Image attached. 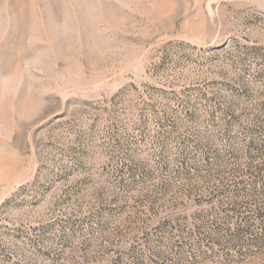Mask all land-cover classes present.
I'll return each mask as SVG.
<instances>
[{
    "label": "rangeland",
    "instance_id": "rangeland-1",
    "mask_svg": "<svg viewBox=\"0 0 264 264\" xmlns=\"http://www.w3.org/2000/svg\"><path fill=\"white\" fill-rule=\"evenodd\" d=\"M263 101L264 0H0V264H264V223L197 246L179 163L242 157Z\"/></svg>",
    "mask_w": 264,
    "mask_h": 264
},
{
    "label": "trees",
    "instance_id": "trees-1",
    "mask_svg": "<svg viewBox=\"0 0 264 264\" xmlns=\"http://www.w3.org/2000/svg\"><path fill=\"white\" fill-rule=\"evenodd\" d=\"M260 109L264 111V101L260 104ZM220 111L221 112H219L217 116L223 119V132H225L228 131L234 119L236 120L237 117L229 110L222 109ZM213 118L215 119L216 117ZM254 123L255 124L252 126L245 125L241 130L242 133L251 136L245 139L242 157L238 149V143L236 141L234 142L231 137L228 138L225 151H227L226 157L234 161L232 165H228V159L224 160L222 153L206 148L204 145L196 148V152L200 155V161L202 160L201 163L197 162L195 159L191 161L187 158L185 153H183L179 160L180 165L183 166L180 172L181 180L188 183L190 179L197 182L202 178L204 182L202 181L201 187L197 188L200 194L207 192L210 200L207 202H212V204L219 202L221 204L216 206V209L218 211L220 210V214L222 213L221 216L218 217L216 211H210L209 214L207 213V221L210 223L209 230L212 235L205 233L204 230H200L202 225H206V222L201 221V215L196 217L198 220L192 219L193 227L190 229L189 235L197 239V241H195L198 243L197 246H200L205 239H209L208 242L212 241L214 243L228 236V238L235 240L239 238L240 233L249 229L250 223L254 221L260 225L264 223V208L260 207L256 208L257 210H255L251 216H240L243 213L238 212L237 216H235V218L237 217L235 223L237 227L231 230L229 226L233 220L228 212L230 210L232 212L236 210L234 208H228L229 203L225 202V200L229 198L231 204L238 208L242 204L241 199H249L253 205L255 194L264 195V120H257ZM199 166H202L203 170L198 169ZM205 173L207 174L204 175ZM241 174L253 178V181L246 184H243L242 179L231 182L232 178H229V176H235L236 178ZM214 177H217V179L219 177L218 182L207 187L209 179H213ZM240 183L242 186H239ZM258 185L260 186V190L257 188ZM161 188H163V193L166 194L171 189V186L167 183V185H163ZM207 189L209 190L207 191ZM257 235L254 237H258L259 241L264 240V229ZM195 242H193V245ZM184 243V245L189 244V248L194 249L189 241H184Z\"/></svg>",
    "mask_w": 264,
    "mask_h": 264
}]
</instances>
